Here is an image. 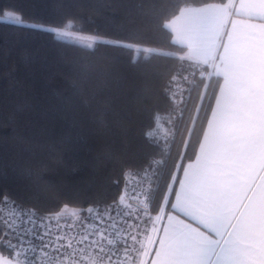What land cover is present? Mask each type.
Returning a JSON list of instances; mask_svg holds the SVG:
<instances>
[{"label": "trees", "instance_id": "trees-1", "mask_svg": "<svg viewBox=\"0 0 264 264\" xmlns=\"http://www.w3.org/2000/svg\"><path fill=\"white\" fill-rule=\"evenodd\" d=\"M210 3L221 0H0V189L25 209L56 213L111 202L127 169L139 173L127 175L130 188L158 159L157 206L172 176L182 175L174 165L195 158L221 82L185 57L187 47L159 21ZM5 12L93 39L21 27Z\"/></svg>", "mask_w": 264, "mask_h": 264}, {"label": "snow or ice", "instance_id": "snow-or-ice-1", "mask_svg": "<svg viewBox=\"0 0 264 264\" xmlns=\"http://www.w3.org/2000/svg\"><path fill=\"white\" fill-rule=\"evenodd\" d=\"M177 13L161 18L160 26L177 31L183 20L180 35L190 55L222 77L195 160L174 165L182 178L172 176L157 206L150 187L126 196L127 175L139 176L129 168L117 198L74 208L73 223L59 222L67 204L41 214L0 189V264H264V0L185 5ZM3 15L21 27L54 31ZM136 51L152 55L149 48ZM160 163L152 159L140 170L143 178Z\"/></svg>", "mask_w": 264, "mask_h": 264}, {"label": "rangeland", "instance_id": "rangeland-1", "mask_svg": "<svg viewBox=\"0 0 264 264\" xmlns=\"http://www.w3.org/2000/svg\"><path fill=\"white\" fill-rule=\"evenodd\" d=\"M54 31L57 33H61V36L63 38H68V39H79V40H89V39H93L91 37L82 35V34H78L72 31H68V30H58V29H54ZM63 33H67V35H63ZM160 173L157 171L151 172V174L148 175L147 179L143 178L141 180H139L137 182V177L133 178V181H131V187L129 188V190L127 189V193L126 196L127 197H133L134 194H138L139 192H141L143 189L150 187L151 188V200H152V196L155 193L156 189L159 186L160 183ZM141 199H143V197H141ZM132 200V204L133 206H135V199H130ZM130 200H128L127 202H130ZM67 210H71V208L68 207ZM71 212V211H70ZM67 215V213H61V215ZM145 259H148V257H145Z\"/></svg>", "mask_w": 264, "mask_h": 264}, {"label": "crops", "instance_id": "crops-1", "mask_svg": "<svg viewBox=\"0 0 264 264\" xmlns=\"http://www.w3.org/2000/svg\"><path fill=\"white\" fill-rule=\"evenodd\" d=\"M210 4H219V3H210ZM203 6L204 5H201V6H190V7H197L198 8V7H203ZM183 25H184V21L183 20L178 21L177 24H176L177 31H173V30H171V31L173 32L174 41L176 43L180 44V45H183V46H186L187 47L186 42L181 38V35H180V30L183 28ZM185 57H187L188 59H191L193 61H196V62H199V63H202L203 64V57H197L195 55H190V50H189L188 47H187V51L185 53ZM209 69L211 70V73L212 74H214V75H216V76H218L220 78V80H221L220 84H221L222 83V77L217 74V70H215V69H213L211 67H209ZM217 94H218V92H217ZM209 118H210V114H209ZM206 128H207V124H206L205 130H206ZM202 139H203V135H202L201 141H202ZM198 151H199V147L197 149V153H198ZM194 160H195V158L193 160H191V161H194ZM181 178H182V175H181ZM177 189H178V186H177ZM72 211H73L72 208H71V210L63 211L62 213H67L68 212V214L67 215H64L63 214L62 215V219H60L59 222L61 224H63V223H73L74 222V217H72L70 215L72 213ZM181 218H183V215L182 214H181ZM54 220H55V218H54Z\"/></svg>", "mask_w": 264, "mask_h": 264}]
</instances>
